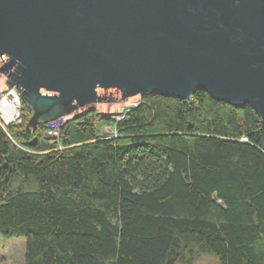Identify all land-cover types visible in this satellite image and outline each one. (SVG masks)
<instances>
[{"label":"trees","instance_id":"16d2710c","mask_svg":"<svg viewBox=\"0 0 264 264\" xmlns=\"http://www.w3.org/2000/svg\"><path fill=\"white\" fill-rule=\"evenodd\" d=\"M0 121V237L25 264H264V122L196 91L141 97L120 120ZM104 126L116 134L101 136ZM0 264L3 259L0 257Z\"/></svg>","mask_w":264,"mask_h":264},{"label":"water","instance_id":"95a60500","mask_svg":"<svg viewBox=\"0 0 264 264\" xmlns=\"http://www.w3.org/2000/svg\"><path fill=\"white\" fill-rule=\"evenodd\" d=\"M0 74L30 129L196 91L264 122V0H0Z\"/></svg>","mask_w":264,"mask_h":264},{"label":"rangeland","instance_id":"374dc122","mask_svg":"<svg viewBox=\"0 0 264 264\" xmlns=\"http://www.w3.org/2000/svg\"><path fill=\"white\" fill-rule=\"evenodd\" d=\"M6 77L0 74V121L5 124L8 122L19 123L21 117V99L18 91L11 90L5 82ZM141 100V97L134 98L127 104L119 106H111L109 104H90L83 107H77L74 112L67 115L66 117L58 120L57 122L47 124L49 130L47 131L45 139L50 143L54 144L56 141L53 140L48 132L54 129H60L67 121H70L88 111H95L97 114L104 117H111L114 120H120L121 116L128 112L133 107L137 106ZM8 119V121L6 120ZM9 126V125H8ZM116 131L114 127L104 126L101 131V136L115 135ZM25 252H26V241L25 239H13L6 240L0 237V257L3 259L4 264H25ZM191 264H219L218 258L214 254H201L196 257Z\"/></svg>","mask_w":264,"mask_h":264},{"label":"built area","instance_id":"2783aa9c","mask_svg":"<svg viewBox=\"0 0 264 264\" xmlns=\"http://www.w3.org/2000/svg\"><path fill=\"white\" fill-rule=\"evenodd\" d=\"M48 134H49V136H50L53 140H55V139H59V137H60V131H59V128H58V129H54V131H53V130H50V131L48 132Z\"/></svg>","mask_w":264,"mask_h":264},{"label":"bare ground","instance_id":"6f19581e","mask_svg":"<svg viewBox=\"0 0 264 264\" xmlns=\"http://www.w3.org/2000/svg\"><path fill=\"white\" fill-rule=\"evenodd\" d=\"M0 107H2L1 105H0ZM7 121H8V119H6ZM9 123V122H8Z\"/></svg>","mask_w":264,"mask_h":264}]
</instances>
